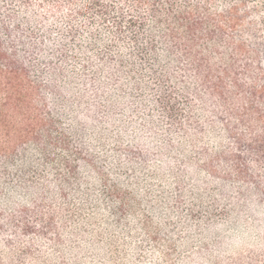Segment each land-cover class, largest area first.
I'll use <instances>...</instances> for the list:
<instances>
[{"label": "trees", "instance_id": "obj_1", "mask_svg": "<svg viewBox=\"0 0 264 264\" xmlns=\"http://www.w3.org/2000/svg\"><path fill=\"white\" fill-rule=\"evenodd\" d=\"M70 49L82 70L101 78L98 92L106 85L129 102L125 114L133 104L144 106L139 116L155 107L158 122L143 115L139 130L165 126L159 137L170 148H160L162 158L171 150L181 156L182 139L199 150L221 194L244 197L240 206L256 217L252 228L264 244V0H0V183L15 158L30 161L27 149L46 155L60 146L67 154L73 126L84 143L88 131L107 136L116 127L112 113L103 123L92 117L101 101L80 91L84 74L70 73ZM76 100L85 114L62 129L59 118ZM108 103L118 106L111 95ZM126 132L112 137L127 139ZM131 144L146 154L154 146L141 135ZM87 167L91 176H110V168ZM8 216L0 208V222Z\"/></svg>", "mask_w": 264, "mask_h": 264}, {"label": "rangeland", "instance_id": "obj_2", "mask_svg": "<svg viewBox=\"0 0 264 264\" xmlns=\"http://www.w3.org/2000/svg\"><path fill=\"white\" fill-rule=\"evenodd\" d=\"M71 49L65 59L69 56L73 76L84 74L80 91L101 101L92 117L103 123L112 113L116 127L107 136L88 131L84 143V135L77 138L80 127L73 126L67 154L60 146L46 155L27 149L23 154L30 161L14 159L10 176L0 183V208L9 215L1 221L0 264H264V244L252 228L256 217L240 206L244 197L223 196L222 187L207 176L199 150L184 139L179 140L181 156L171 150L162 158L159 134L165 126L139 130L143 115L158 122L155 107L139 116L144 106L133 104L125 114L129 102L122 105L118 92L106 85L105 94L98 92L101 78L90 68L82 70ZM94 62L101 63L96 57ZM71 89L78 90L74 80ZM108 95L117 107H110ZM49 97L46 103L59 110L61 104ZM78 112L84 113V102L76 100L73 110L59 118L61 128L71 125ZM119 128L130 131L127 139L112 137ZM138 135L153 141L149 153L131 144ZM165 159L171 160L169 168ZM88 165L110 168L109 178L91 176Z\"/></svg>", "mask_w": 264, "mask_h": 264}]
</instances>
